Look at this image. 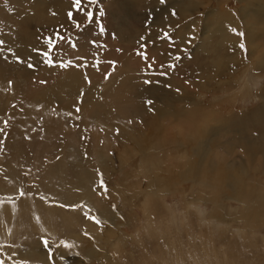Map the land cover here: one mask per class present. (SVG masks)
I'll return each mask as SVG.
<instances>
[{
  "label": "rangeland",
  "instance_id": "374dc122",
  "mask_svg": "<svg viewBox=\"0 0 264 264\" xmlns=\"http://www.w3.org/2000/svg\"><path fill=\"white\" fill-rule=\"evenodd\" d=\"M73 3L0 0V264H264V0Z\"/></svg>",
  "mask_w": 264,
  "mask_h": 264
},
{
  "label": "snow or ice",
  "instance_id": "6c2138e0",
  "mask_svg": "<svg viewBox=\"0 0 264 264\" xmlns=\"http://www.w3.org/2000/svg\"><path fill=\"white\" fill-rule=\"evenodd\" d=\"M88 3L91 4V5H95L97 3V0H88ZM160 3L161 4L166 3V0H160ZM73 7L78 12H83L84 11L83 8H82V0H74ZM85 15H86V18L88 19V21L91 23L92 22V19H93V12L91 10H88L85 13ZM99 15L100 16H103L104 15L103 10H101L99 12ZM173 15H175L174 10H173ZM68 17H69V19H71L73 17V13L71 11L68 13ZM79 26H80L79 24L76 25V27H79ZM99 31L101 33H103L105 31V28H104L103 24H100ZM233 31H236V30L233 29ZM239 35L240 36H244L245 33L244 32H239ZM163 38L168 39L170 41L172 40L169 32H167V31H164L163 32ZM45 39H46L47 49L46 50H43V49H33V51L36 52L38 55H40V56H42L44 58V61H43L44 63H46L49 66H55V64L57 63V61H54L53 58H52L53 51L58 47V45H59V43L61 41H65L67 43H72L71 37H67L65 35H61V33H60L59 29H58L55 32L54 35H49ZM141 39H144V38L142 37ZM92 43H95V41H93ZM172 43H173V46H175V42L172 41ZM188 43L189 44L191 43V39H189ZM72 46L75 47V44H72ZM246 48H247L246 43H244V42L239 43V49L246 50ZM182 51H183V49H182ZM138 55L143 56L145 60L148 59L147 55L144 52H140V53H138ZM174 58H175L176 61H180L182 59V57H181V55L179 53H176ZM16 59H17L18 62H22L21 61V58L19 56H17ZM28 59H29V61H31V57H29ZM71 63H72V61H68L67 63L59 62V66L61 68H66ZM27 66L29 68H35V65L32 64L31 62H29ZM176 66H177L176 64H169L168 65V67L170 69H175ZM148 67L151 68V64H149ZM163 67L164 66L161 65V68H163ZM160 74L161 75H164V76L167 75L166 72H161ZM145 83H151V81H145ZM168 87H171V86L169 85ZM177 91H179V89H177ZM148 103L151 104L152 101H148ZM77 111H79V109H77Z\"/></svg>",
  "mask_w": 264,
  "mask_h": 264
},
{
  "label": "bare ground",
  "instance_id": "6f19581e",
  "mask_svg": "<svg viewBox=\"0 0 264 264\" xmlns=\"http://www.w3.org/2000/svg\"><path fill=\"white\" fill-rule=\"evenodd\" d=\"M246 1V0H245ZM190 3H191V1H190ZM249 3H251L250 1H249ZM194 4V3H193ZM187 6V5H186ZM194 6V5H193ZM192 6V7H193ZM254 6V5H253ZM253 6H251V7H253ZM260 6V5H259ZM188 7V6H187ZM191 7V8H192ZM250 7V8H251ZM258 7V6H257ZM243 8H245V6L243 7V5H242V7L240 8V9H243ZM186 9H188V8H186ZM255 9V8H254ZM249 10V9H248ZM248 10H245V11H248ZM211 12H213V11H211ZM210 12V13H211ZM234 14V13H233ZM246 15V14H245ZM232 16H234V15H232ZM237 16V15H236ZM191 21H193V20H191ZM195 22V21H194ZM189 23H191V22H189ZM246 23V22H245ZM244 23V24H245ZM243 24V25H244ZM248 24V23H247ZM245 26V25H244ZM247 26V25H246ZM164 27V26H163ZM242 27V26H241ZM244 28V27H243ZM242 28V29H243ZM247 40V39H246ZM251 43V42H250ZM249 45V44H248ZM252 51V50H251ZM192 106V105H191ZM195 107V106H194ZM202 129V128H201ZM264 140V139H263ZM178 141V140H177ZM257 145V144H256ZM255 145V146H256ZM201 146V145H200ZM253 148V147H252ZM252 148L250 149V151H248V152H246L247 154H249L251 151H252ZM189 159V158H188ZM192 160V159H191ZM261 160V159H260ZM261 162V161H260ZM186 163V162H185ZM200 166H205L203 169H200L199 170V173L196 175V177H197V179L202 183V184H204V183H207V184H211V185H213L215 188H217V189H221V188H223V182H224V180H225V178L226 177H229V179H230V181H228V182H230L229 183V185H230V189H231V195L230 196H234V198H239V200L240 201H242V202H244L245 204H246V199L247 200H249L248 199V197H249V195H248V193L250 192L249 191V185H247L246 183H244L243 181L242 182H240V185H239V181L237 180V177H232V176H230V173H225V174H227V176L225 177V176H217L218 174H217V172H219L220 171V169H222L218 164H216V166L219 168V170H218V168L217 167H214L213 169H211V170H209V166L210 165H208L206 162H203L202 160H201V162H200ZM183 166H185V165H183ZM242 166V165H241ZM190 170V169H189ZM185 172V171H184ZM185 175H186V173H184ZM155 175H157V174H155ZM158 176V175H157ZM193 176H194V174H193ZM187 177H189V176H187ZM157 178V181L160 179V174H159V177H156ZM234 178V179H233ZM154 179V178H153ZM197 179L195 180V181H197ZM193 180H194V177H193ZM156 181V180H155ZM215 181V183H213ZM163 182H164V180H163ZM199 182V183H200ZM160 183V182H159ZM158 184V183H157ZM162 184V183H161ZM226 184V183H225ZM206 185V184H205ZM257 186V185H256ZM158 187V186H157ZM244 187H246V188H244ZM253 187V186H252ZM228 187H226V189H227ZM213 189V188H212ZM229 189V188H228ZM229 189V190H230ZM256 189V188H255ZM224 191V190H223ZM147 192V191H146ZM149 192V191H148ZM162 192V191H161ZM213 193V192H212ZM258 193V192H257ZM256 193V194H257ZM255 194V193H254ZM256 194L254 195L255 197H256ZM259 194V193H258ZM205 196V195H204ZM203 196V197H204ZM202 197V198H203ZM264 197V195L262 196L261 195V197L258 199L259 200V202L258 201H253L252 203H253V207H254V209L255 210H259V209H262V211H263V209H264V201H263V198ZM195 198V197H194ZM250 198H252V196L250 197ZM238 200V201H239ZM205 201V200H204ZM249 202V201H248ZM243 204V203H242ZM246 207V206H245ZM251 207V206H250ZM253 210V209H252ZM249 211L250 210H246V212H245V215H247L248 213H249ZM254 211V210H253ZM264 213V212H263ZM118 214V213H117ZM252 215V214H251ZM254 215V214H253ZM101 217L102 218H105L103 215H101ZM251 217H253V216H251ZM244 218V217H243ZM113 225V224H112ZM118 226V225H117ZM118 237H119V235H118ZM106 238V237H105ZM104 240V239H103ZM103 240H102V242H103ZM122 240V239H121ZM107 241V240H106ZM111 241V240H110ZM109 241V242H110ZM107 244V243H106ZM111 245V244H110ZM101 246V245H100ZM105 247H106V245H105ZM108 247V246H107ZM45 257V256H44ZM43 258V257H42ZM56 259V258H55Z\"/></svg>",
  "mask_w": 264,
  "mask_h": 264
},
{
  "label": "crops",
  "instance_id": "0c3cea01",
  "mask_svg": "<svg viewBox=\"0 0 264 264\" xmlns=\"http://www.w3.org/2000/svg\"><path fill=\"white\" fill-rule=\"evenodd\" d=\"M213 12H215V11H213ZM216 17H217L219 20H222V22L225 21V20H227V19H225V18L223 17V15H221V14H218Z\"/></svg>",
  "mask_w": 264,
  "mask_h": 264
},
{
  "label": "flooded vegetation",
  "instance_id": "af4514ba",
  "mask_svg": "<svg viewBox=\"0 0 264 264\" xmlns=\"http://www.w3.org/2000/svg\"><path fill=\"white\" fill-rule=\"evenodd\" d=\"M254 145H253V142L251 141L250 142V145L247 147L246 146V152H248V151H250V149L253 147Z\"/></svg>",
  "mask_w": 264,
  "mask_h": 264
},
{
  "label": "trees",
  "instance_id": "16d2710c",
  "mask_svg": "<svg viewBox=\"0 0 264 264\" xmlns=\"http://www.w3.org/2000/svg\"><path fill=\"white\" fill-rule=\"evenodd\" d=\"M254 153H253V151H251L249 154H247V155H249V156H252Z\"/></svg>",
  "mask_w": 264,
  "mask_h": 264
}]
</instances>
